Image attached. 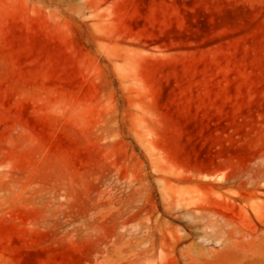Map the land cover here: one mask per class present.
Returning a JSON list of instances; mask_svg holds the SVG:
<instances>
[{
  "label": "rangeland",
  "instance_id": "1",
  "mask_svg": "<svg viewBox=\"0 0 264 264\" xmlns=\"http://www.w3.org/2000/svg\"><path fill=\"white\" fill-rule=\"evenodd\" d=\"M0 264H264V0H0Z\"/></svg>",
  "mask_w": 264,
  "mask_h": 264
}]
</instances>
